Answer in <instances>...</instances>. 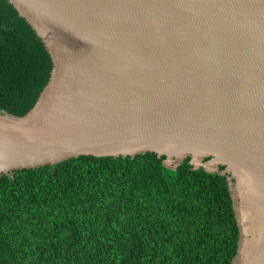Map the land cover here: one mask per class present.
<instances>
[{
  "label": "water",
  "instance_id": "obj_1",
  "mask_svg": "<svg viewBox=\"0 0 264 264\" xmlns=\"http://www.w3.org/2000/svg\"><path fill=\"white\" fill-rule=\"evenodd\" d=\"M8 2L52 70L26 114L0 110V178L80 156L189 158L228 175L232 263L264 264V0Z\"/></svg>",
  "mask_w": 264,
  "mask_h": 264
},
{
  "label": "trees",
  "instance_id": "obj_2",
  "mask_svg": "<svg viewBox=\"0 0 264 264\" xmlns=\"http://www.w3.org/2000/svg\"><path fill=\"white\" fill-rule=\"evenodd\" d=\"M51 70L35 32L0 0V110L26 114ZM164 159L80 156L3 175L0 264H233L228 175Z\"/></svg>",
  "mask_w": 264,
  "mask_h": 264
}]
</instances>
